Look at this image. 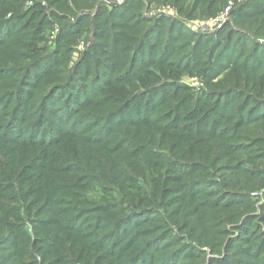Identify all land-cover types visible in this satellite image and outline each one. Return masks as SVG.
<instances>
[{
  "label": "rangeland",
  "instance_id": "obj_1",
  "mask_svg": "<svg viewBox=\"0 0 264 264\" xmlns=\"http://www.w3.org/2000/svg\"><path fill=\"white\" fill-rule=\"evenodd\" d=\"M0 264H264V0H0Z\"/></svg>",
  "mask_w": 264,
  "mask_h": 264
}]
</instances>
